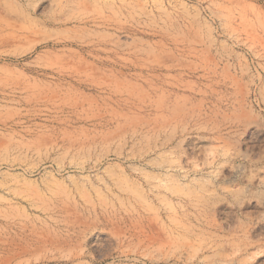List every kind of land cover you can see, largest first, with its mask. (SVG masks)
Returning <instances> with one entry per match:
<instances>
[{
	"label": "rangeland",
	"instance_id": "obj_1",
	"mask_svg": "<svg viewBox=\"0 0 264 264\" xmlns=\"http://www.w3.org/2000/svg\"><path fill=\"white\" fill-rule=\"evenodd\" d=\"M0 29V205L30 225L0 264H264V0H0ZM78 74L120 82L79 120L23 87ZM84 197L124 221L42 212Z\"/></svg>",
	"mask_w": 264,
	"mask_h": 264
},
{
	"label": "bare ground",
	"instance_id": "obj_2",
	"mask_svg": "<svg viewBox=\"0 0 264 264\" xmlns=\"http://www.w3.org/2000/svg\"><path fill=\"white\" fill-rule=\"evenodd\" d=\"M75 3V2H74ZM32 17V16H31ZM30 18V17H29ZM33 18V17H32ZM31 18V19H32ZM34 19V18H33ZM53 21V20H52ZM54 22V21H53ZM42 24L45 25H49V24H54L52 22H42ZM40 26V25H39ZM35 30L34 27L32 25H21L18 29H16L13 33H10L9 36H12V38L16 39V40H30L32 39V36L35 34ZM38 30V29H37ZM8 36V34H5L2 29H0V39H5ZM39 37H37L38 39ZM36 39V40H37ZM47 39L44 37V40ZM35 40V41H36ZM29 46V45H28ZM194 51V50H193ZM162 62V61H160ZM81 66V65H78ZM82 68V67H81ZM174 69V68H173ZM172 70V69H171ZM101 75V74H100ZM107 75V74H106ZM104 75L103 77H100L99 79H94V78H90V77H85L82 74H78L75 81H62V80H57V81H52V80H47L45 83H42L41 85H35L31 90H29V88H27L25 85L23 86L26 90L30 91L28 93V96L30 97V99H34V101L40 102L41 104H44L46 106L49 107H54V108H59V110H63L66 107L68 108V110L72 113L75 114L76 120L80 119L79 114V108L82 106V103H84L85 101H90V96L85 93V89H91L93 87L96 86H108V87H112V85L114 84H118L120 85V82H118L116 79H114L113 77H109ZM98 76V75H97ZM58 77V76H57ZM13 79V78H12ZM14 80V79H13ZM14 82V81H13ZM122 84V83H121ZM166 94V93H165ZM101 98H104L103 95H100ZM83 98V99H82ZM84 101V102H83ZM106 109L107 107L104 105H100V106H96L95 108H93V112L92 114L94 115H99L100 118L103 117L102 119H104L105 123L110 125V120L104 118L106 113ZM105 110V111H104ZM181 110V109H180ZM179 110V112L181 113V111ZM96 112V113H95ZM105 114V115H104ZM117 115V114H116ZM123 115V114H122ZM126 115V114H125ZM28 116V115H27ZM98 116V117H99ZM118 116V115H117ZM26 118V116H25ZM29 118V117H28ZM98 119V118H97ZM99 120V119H98ZM112 120V119H111ZM173 121V120H172ZM170 122V121H169ZM136 123V122H135ZM163 123V122H162ZM133 124V123H132ZM166 126V123H163ZM129 125V124H128ZM149 125V124H148ZM127 126V125H126ZM131 126V125H130ZM134 126V125H133ZM144 126V125H143ZM156 126V125H155ZM161 126V125H160ZM138 127V126H137ZM142 127V126H141ZM157 127V126H156ZM138 129V128H137ZM143 129V128H142ZM141 129V130H142ZM153 129V128H152ZM126 130V129H124ZM123 130V131H124ZM130 130V129H129ZM123 131H119L120 134ZM155 131V130H154ZM159 131V130H158ZM118 132V133H119ZM125 132V131H124ZM117 133V135H118ZM123 134V133H122ZM137 131H134L133 135L131 136V140L135 141L137 139ZM110 135V134H109ZM106 136V135H104ZM115 136V135H114ZM127 136V135H126ZM102 137V136H101ZM109 137V136H108ZM118 137V136H117ZM103 138V137H102ZM113 138V136H112ZM110 139V138H109ZM121 139V138H120ZM103 140V139H102ZM108 140V139H107ZM126 140V139H125ZM127 142V141H126ZM128 143V142H127ZM152 146V145H151ZM129 149V148H128ZM168 149V145L166 141H162L160 143H156L154 146H152V148L147 152L146 155H151V154H161L164 153L165 151H167ZM111 152V151H110ZM131 153V152H130ZM124 154V153H123ZM111 154L110 153H106L105 158L106 157H110ZM118 157H121V155H117ZM124 156V155H123ZM115 157V156H114ZM144 157V156H143ZM152 157V156H151ZM154 157V155H153ZM129 158V157H128ZM137 158V157H136ZM140 158V157H139ZM113 159V158H112ZM116 159L118 160V158L116 157ZM127 159V158H126ZM145 159V158H144ZM123 160V159H122ZM129 160V159H128ZM136 160L139 161V159L137 158ZM143 160V159H142ZM102 161V160H101ZM109 161V160H108ZM150 161V160H148ZM97 162V161H96ZM117 162V161H116ZM126 163V162H125ZM134 163V162H133ZM97 164V163H96ZM132 164V163H131ZM2 165V164H0ZM125 166V165H124ZM122 173L125 174L124 176H126V170L123 169ZM112 175V174H111ZM130 175V174H129ZM122 178V177H121ZM123 179V178H122ZM126 180V179H125ZM124 181V180H123ZM127 182V180H126ZM3 185V184H2ZM128 189V188H127ZM126 189V190H127ZM95 190V189H94ZM88 192V191H86ZM92 192V191H91ZM97 193V192H96ZM99 193V192H98ZM97 193V194H98ZM128 193V192H127ZM94 194V193H93ZM1 195V194H0ZM92 195V194H91ZM101 195V194H100ZM99 195V196H100ZM127 195V194H126ZM129 195V194H128ZM77 196V195H76ZM74 196V197H76ZM58 198V196H56ZM85 198V202L81 203L78 202V198L75 201H72L69 206H53L52 208H47L42 210V212L45 213V215L47 214L50 218H52L53 220H55L56 222H58V220L56 219V215L60 217V214H65V215H73L76 216L78 219H76V221H80L84 215H88V217H93L96 221H97V228H101V230L105 229L106 227L112 226L114 224H116L117 222L119 223L120 221H124L125 218V213L120 209H117L116 207L110 206L107 203L104 202H95L92 200V198ZM94 198V197H93ZM76 199V198H75ZM127 199V198H126ZM82 200V199H80ZM79 200V201H80ZM104 200V199H103ZM122 201V200H121ZM60 203V202H59ZM17 204V203H16ZM131 204V203H130ZM14 205V204H13ZM54 205V204H53ZM56 205V204H55ZM20 209V208H19ZM39 210V209H38ZM132 210V209H131ZM140 212V211H139ZM16 211L14 210V208L10 205V206H4V205H0V232L5 231L6 233L11 234L13 231L17 232V231H26L27 228H30L29 226H27V223L25 221H21L17 219L16 215ZM26 213V212H25ZM124 213V214H123ZM131 214V212H129V215ZM136 214V213H135ZM68 215V216H69ZM72 216V217H73ZM29 217V216H28ZM33 218V217H32ZM69 219V218H68ZM74 219V218H73ZM85 219V218H83ZM89 219V218H87ZM26 220V219H25ZM62 220V219H60ZM36 221V220H35ZM66 221V220H65ZM92 221V220H91ZM95 221V222H96ZM32 222V221H31ZM53 222V221H52ZM67 222V221H66ZM66 222H63L66 223ZM70 222L73 225V221L70 220ZM82 223V225L89 224V221H80ZM88 222V223H87ZM78 223V222H77ZM76 223V225H77ZM60 224V223H59ZM48 225V224H47ZM51 225V224H49ZM56 224V228H57ZM66 225V224H65ZM71 225V224H69ZM71 225V226H72ZM75 225V224H74ZM127 225V224H126ZM64 226V225H63ZM92 226V225H91ZM117 226V224H116ZM36 227V226H35ZM68 226H66L67 228ZM93 227V226H92ZM127 227V226H126ZM50 228V227H49ZM90 228V227H89ZM117 228V227H116ZM122 228V226H121ZM61 229V228H60ZM75 229V228H74ZM32 230L34 231L35 229L32 228ZM66 230V229H65ZM76 230V229H75ZM83 230V229H82ZM119 230V228H118ZM129 230V229H128ZM61 231V230H60ZM68 231V229H67ZM71 231V230H70ZM121 232H123V230H119ZM126 232V231H125ZM120 233V232H119ZM127 234V233H126ZM2 235V234H0ZM120 236V234L118 235V237ZM123 237V236H122ZM2 238H4V236H2ZM125 239V238H124ZM119 240V239H118ZM125 242V241H124ZM84 252V251H83ZM73 254V253H72ZM87 257V255H86ZM85 257V254L79 253L76 255L75 261L78 264H86L87 262H89ZM89 259V258H88ZM91 259V258H90ZM74 260V259H73ZM94 261V259H93ZM70 263V262H69ZM90 263V262H89Z\"/></svg>",
	"mask_w": 264,
	"mask_h": 264
}]
</instances>
